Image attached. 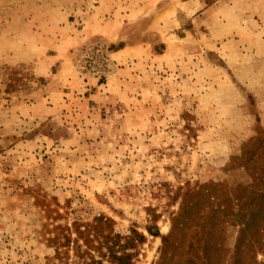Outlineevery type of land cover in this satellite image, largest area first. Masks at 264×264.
Masks as SVG:
<instances>
[{
    "label": "rangeland",
    "instance_id": "374dc122",
    "mask_svg": "<svg viewBox=\"0 0 264 264\" xmlns=\"http://www.w3.org/2000/svg\"><path fill=\"white\" fill-rule=\"evenodd\" d=\"M96 225L132 264H264V0H0V264Z\"/></svg>",
    "mask_w": 264,
    "mask_h": 264
},
{
    "label": "trees",
    "instance_id": "16d2710c",
    "mask_svg": "<svg viewBox=\"0 0 264 264\" xmlns=\"http://www.w3.org/2000/svg\"><path fill=\"white\" fill-rule=\"evenodd\" d=\"M97 228L98 226L96 225L94 227L95 234L93 240H95L98 245L93 248L97 250L99 260H95L88 252V250L92 248L91 243L93 240L86 241L84 239L86 244L85 250L81 251L79 245L75 246L78 259L80 260V263L78 262L77 264H103V261H106L107 264H132L131 260L133 255L127 253V251L135 250L138 245L143 243L145 240L144 237L138 235L135 231H130L129 236L125 237H120L118 235H101ZM78 234L82 236L84 232L79 231ZM84 256H87L88 262H84Z\"/></svg>",
    "mask_w": 264,
    "mask_h": 264
}]
</instances>
